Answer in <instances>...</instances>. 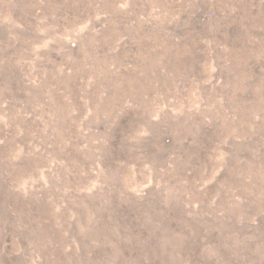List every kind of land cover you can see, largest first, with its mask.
<instances>
[{"label": "rangeland", "instance_id": "obj_1", "mask_svg": "<svg viewBox=\"0 0 264 264\" xmlns=\"http://www.w3.org/2000/svg\"><path fill=\"white\" fill-rule=\"evenodd\" d=\"M0 264H264V0H0Z\"/></svg>", "mask_w": 264, "mask_h": 264}]
</instances>
